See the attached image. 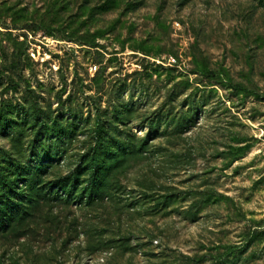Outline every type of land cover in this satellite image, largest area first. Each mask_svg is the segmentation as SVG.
Masks as SVG:
<instances>
[{
	"label": "rangeland",
	"instance_id": "rangeland-1",
	"mask_svg": "<svg viewBox=\"0 0 264 264\" xmlns=\"http://www.w3.org/2000/svg\"><path fill=\"white\" fill-rule=\"evenodd\" d=\"M98 120L138 151L103 199L58 200ZM67 122L0 264H264V0H0V158Z\"/></svg>",
	"mask_w": 264,
	"mask_h": 264
},
{
	"label": "trees",
	"instance_id": "trees-1",
	"mask_svg": "<svg viewBox=\"0 0 264 264\" xmlns=\"http://www.w3.org/2000/svg\"><path fill=\"white\" fill-rule=\"evenodd\" d=\"M122 115L117 120L125 123L120 120ZM66 124L64 128L52 124V137L56 145L43 150L40 145L39 151L33 150L34 159L30 163L22 164L10 158H0V233H7L17 224L29 220L33 216L34 207L40 203V198L46 199V191L41 192L38 185L51 166L48 163L56 161L64 153V150L61 151V142L64 143L75 132V122ZM156 135V130L152 128L147 138L142 140L139 152ZM91 139L89 150L81 156V163L70 175L52 182L53 193L49 189L48 194L55 195L58 200L69 201L75 197L80 185H83L80 190L81 199L89 203L103 199L107 195L113 172L122 165L126 156L138 151L132 138L121 135L114 125L108 130L105 121L98 120L95 123ZM85 174L86 178L80 180Z\"/></svg>",
	"mask_w": 264,
	"mask_h": 264
}]
</instances>
